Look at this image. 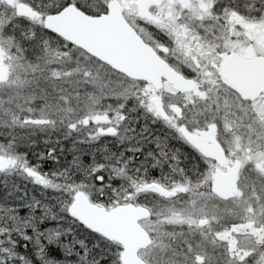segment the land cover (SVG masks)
I'll return each instance as SVG.
<instances>
[{
	"label": "trees",
	"instance_id": "obj_1",
	"mask_svg": "<svg viewBox=\"0 0 264 264\" xmlns=\"http://www.w3.org/2000/svg\"><path fill=\"white\" fill-rule=\"evenodd\" d=\"M35 2V6L28 5L36 10L39 4L43 15L70 3L91 16L99 15L105 9L98 0ZM5 8L0 2V14L6 13ZM12 38L18 47L17 53L36 64L33 78L36 77L37 82L32 78L34 84L29 87L39 96L42 95L40 90L45 92L46 89L47 96H43L50 99L46 101L55 104L61 112L60 118L43 121L35 112L29 113L30 106L26 102L20 106L2 105L0 146L6 147L13 163L0 169V264H120L121 247L118 244L90 232L69 215L73 194L82 190L93 203L107 209L124 203L147 208L144 200L135 201L136 193L154 184L155 188L164 191L184 189L185 194L170 200L179 198L186 202L200 192H209L208 184L202 181L203 171H195L197 162L187 157L185 146L174 137L168 141L154 131V124L145 119L138 122V109L132 94L121 93V100L126 96L127 99L121 101L119 109L111 106L108 99L101 107L93 106V100L100 103L102 95L110 92H102L103 84L101 87L94 79L88 78L89 83L82 79L84 72H88L87 67L78 65L74 76L65 70L58 78L42 71L45 64L42 62L43 51L59 52L72 45L40 26L27 25L21 30V37L13 34ZM90 59L115 73L96 59ZM49 69L61 70L58 67ZM42 75L46 82L39 80ZM65 78L68 83L64 84ZM58 91H62L61 99ZM64 109L69 112L65 113ZM99 111L112 112L109 118L115 121L109 125L116 129L115 135L93 137L94 125L92 121L85 123L84 117L87 112ZM192 176L199 179L191 180ZM152 198H159L161 205L168 201L158 194ZM148 205L153 204L149 202ZM213 216L206 228H196L188 234L168 226L156 232L148 229L152 238L150 248L163 242L178 256H186L187 264L201 263L203 253L200 248L204 245L200 240L213 238ZM149 257L155 256L149 254ZM142 258L153 263L150 258ZM178 261L175 263L181 264Z\"/></svg>",
	"mask_w": 264,
	"mask_h": 264
},
{
	"label": "flooded vegetation",
	"instance_id": "obj_2",
	"mask_svg": "<svg viewBox=\"0 0 264 264\" xmlns=\"http://www.w3.org/2000/svg\"><path fill=\"white\" fill-rule=\"evenodd\" d=\"M15 1L9 0V8ZM209 1L202 10L207 14L193 16L187 6L180 14H167L165 26L157 20L126 15L120 3L125 20L138 36L192 88L180 91L162 79V88H153L161 98L155 100L150 93L141 92L146 86L152 88L150 83L122 76L140 88L136 91L140 97L134 98L138 122L145 119L154 124L156 133L168 141L174 137L184 145L187 157L198 164L195 171H203L202 181L208 184L211 193L214 183L225 181L232 194L223 199L212 193L213 238L200 240L204 246L200 248L203 257L199 264H261L264 263V78L249 77L253 67L264 69V0ZM21 2L36 5L35 0ZM168 2L173 4V0ZM41 8L39 4L36 10L30 7L32 11L26 16L13 7L2 9L6 12L0 14V24H4V30L0 29L3 49L12 52V35L21 37V30L27 25L44 28ZM106 11L107 4L102 13ZM41 16L42 23L36 22ZM231 54L237 58L229 66L238 77L228 80L222 73L225 59ZM109 97L102 95L96 106L101 107L107 99L111 106L115 105ZM152 107H157V112ZM106 118L92 120L93 137L116 134L114 126L109 125L110 118L108 121ZM104 124L108 126L103 128ZM109 129L113 133H107ZM184 262L189 263L187 259Z\"/></svg>",
	"mask_w": 264,
	"mask_h": 264
},
{
	"label": "rangeland",
	"instance_id": "obj_3",
	"mask_svg": "<svg viewBox=\"0 0 264 264\" xmlns=\"http://www.w3.org/2000/svg\"><path fill=\"white\" fill-rule=\"evenodd\" d=\"M98 1L100 2L99 5L106 6L109 0ZM118 1L123 5L126 15H135L136 17L143 20H157L159 21L158 24H160L161 26H165L164 21L167 20V14H180L187 6H190V8L192 9V11L190 12L193 16H198L200 14L205 15L207 13H202V10L204 8L203 6L210 3L209 0H173L172 5H169V0ZM0 2L3 3L8 9H11L13 7L18 14L20 13L24 16L28 15V13L32 11V9H30V6L24 2H21V0H16L11 8H9V0H1ZM32 19L36 20V17L32 16ZM36 22L42 23V16L39 17V21ZM33 23L36 24L34 21ZM3 28L4 24H0V29L4 30ZM11 47L13 49L12 52L9 51V48L3 49V41L2 39H0V110L4 105L16 104V106H20L22 102H26V104L30 106V109L27 108L29 113L35 112V115L39 117V120L44 121L47 119L49 120L50 118L52 121L54 120V117L60 118L59 115L61 109L54 107L55 104L53 105L51 104V102L46 101L50 100L48 97V99L45 98V96H47V90L45 89V92H42L40 90V93L42 95L39 96L38 94H35V92L29 87L31 86V83L34 84V81L37 82L36 77L33 78L34 72L35 70H37L36 66H34L36 64H33L32 62L21 56L20 53H17L18 47L12 41ZM79 53L80 52H78L73 47H67L66 49H63L59 52L43 51L41 53L44 56L42 58V62L45 64L42 67V71L49 72L53 78H58L61 77V73H65V70H68L74 76V72L78 65L87 67L88 72H84L82 79L88 82L87 79L91 78L98 81L100 86L103 84L104 89L102 90H108L110 92L108 96H110V100H114L115 109H119L122 106L121 101L127 99L126 96L125 99L121 100V93L124 94L125 92L127 95L132 94L134 98L135 96L137 98L140 97L141 94L136 93V91L140 88H137L133 81H127L116 73H112L109 70L96 65L95 63H93L90 57L85 54V52L84 54ZM46 63L48 64L49 68L58 67L61 70L54 72V70L47 68ZM32 78L34 81H32ZM39 80L41 81V83L43 81L46 82L44 80V75H42ZM101 81H104V83ZM63 83H68L67 78L64 79ZM78 83L79 81H77V84ZM142 91L148 94L150 93L151 97H153L152 99H161L160 95L154 93L153 88L151 87L146 86V88L141 89V92ZM58 93L60 95L59 99H61L62 91H58ZM106 93L108 94V92ZM42 100L45 101L42 103ZM101 101L102 97L100 102ZM93 104V106L98 105L99 100H96V102L95 100H93ZM152 109L154 112H157L158 110L157 107L155 109L152 107ZM63 111L65 113L69 112L68 109H64ZM161 111L163 112L166 110ZM96 113L97 115H94ZM107 113L108 112L102 111L94 113L87 112L84 119H86V121H92L93 119L102 120L103 117H107ZM167 115L168 117L170 116L168 113ZM104 120L108 121L109 118H106ZM114 121L115 120H110L109 123L114 124ZM8 161H13V158L7 153L6 147L2 148V146H0V169H4V166L6 165H12L13 162L9 163ZM185 192L186 191L182 188L176 189L175 191H164L155 187H151V185L138 190V192L136 193L137 197L135 201L144 200V202L146 203L145 205H147V208L151 212V217L147 221L145 220V222L143 223L144 227L147 230L151 229V231L156 232L159 231V228H165V226H168V228L170 229H177L183 231L185 234H188V232H191L196 228H206L211 221V217L214 214L215 200L212 193L210 191L208 193L203 192L199 195L190 197L186 200V202L179 201V198L172 201L170 200L173 196L181 197L183 194H185ZM155 194H158L160 198L168 201L163 205L159 204V198H152V196H154ZM149 202H152L153 205L149 206ZM149 248L142 254L141 257H145L148 259L150 258L151 262H153L152 264H174L175 261L178 260L179 263L183 264L185 263L184 261L188 259L186 256H183V258L180 255L178 256L172 247H169L168 245L166 246L163 242H161V244H155L153 245V247H151L150 249ZM149 254L155 257H149Z\"/></svg>",
	"mask_w": 264,
	"mask_h": 264
},
{
	"label": "water",
	"instance_id": "obj_4",
	"mask_svg": "<svg viewBox=\"0 0 264 264\" xmlns=\"http://www.w3.org/2000/svg\"><path fill=\"white\" fill-rule=\"evenodd\" d=\"M43 27L129 79L145 81L155 89L162 88V79L180 91H190L192 88L189 81L168 66L138 36L125 20L118 0H110L105 13L92 16L73 3L68 4L59 11L46 15ZM236 58L231 54L225 59L222 74L228 80L238 77L229 66ZM249 78H264V69L253 67ZM107 133H113V130L109 129ZM151 187L155 185L151 184ZM211 191L223 199L232 195L225 181L214 183ZM68 213L90 232L118 244L121 247L120 264H148L139 255L141 250L152 243L148 231L141 225L142 220L150 217L147 208L124 203L107 209L93 203L85 192L78 190L72 197Z\"/></svg>",
	"mask_w": 264,
	"mask_h": 264
},
{
	"label": "snow or ice",
	"instance_id": "obj_5",
	"mask_svg": "<svg viewBox=\"0 0 264 264\" xmlns=\"http://www.w3.org/2000/svg\"><path fill=\"white\" fill-rule=\"evenodd\" d=\"M8 162H9V163H12L13 161H8ZM37 179H38V180H41V182H44V183H46V181H43V180H42V178H41V177H39V176H37Z\"/></svg>",
	"mask_w": 264,
	"mask_h": 264
}]
</instances>
